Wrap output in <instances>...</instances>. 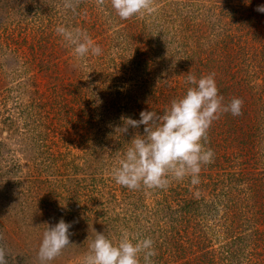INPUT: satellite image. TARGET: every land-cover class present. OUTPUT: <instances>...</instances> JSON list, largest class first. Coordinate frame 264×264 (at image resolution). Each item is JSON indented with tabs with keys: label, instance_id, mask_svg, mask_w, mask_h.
Returning <instances> with one entry per match:
<instances>
[{
	"label": "rangeland",
	"instance_id": "374dc122",
	"mask_svg": "<svg viewBox=\"0 0 264 264\" xmlns=\"http://www.w3.org/2000/svg\"><path fill=\"white\" fill-rule=\"evenodd\" d=\"M258 5L264 0H153L151 12L123 20L110 0H0V246L8 264H41L44 232L62 218L73 225L72 245L46 264H83L97 232L114 243L124 232L151 238L158 264H192L214 253L224 260L221 248L245 234L243 256L217 264H264ZM58 26L79 30L101 54L78 59ZM176 31L205 36L204 44L189 55L174 52L165 32ZM189 74L214 75L225 104L241 96L247 102L242 115L222 114L210 127L205 147L214 161L202 167L200 183L186 177L137 190L117 184L113 169L144 134L143 125L122 134L121 117L163 114L193 86ZM183 200H193L187 211ZM167 212L180 221L171 224ZM174 238L185 250L176 263L166 249Z\"/></svg>",
	"mask_w": 264,
	"mask_h": 264
},
{
	"label": "clouds",
	"instance_id": "9594fccd",
	"mask_svg": "<svg viewBox=\"0 0 264 264\" xmlns=\"http://www.w3.org/2000/svg\"><path fill=\"white\" fill-rule=\"evenodd\" d=\"M111 7L123 20L152 11L153 0H110ZM99 6L105 0H97ZM256 11L264 13V5H258ZM73 46L75 56L83 59L89 54L100 55L102 49L93 45L90 38L79 30L75 32L58 26L56 29ZM189 87L186 94L171 102L163 114L155 111H142L140 119L121 117L123 127L117 130L122 134L129 128L144 126V134L137 133L131 140L119 167L112 171L116 183L131 190L141 186L146 188H167L172 179L191 178L193 185L199 184V174L204 165L214 161V152L205 147L208 132L213 122L225 113L242 115L243 101L239 98L224 103L214 75L197 79L189 74ZM73 225L62 218L54 226H48L38 251L41 264H46L61 255L72 245L70 228ZM136 241L135 243L133 241ZM151 238L139 239L122 234L118 243H114L98 233L90 244V252L83 264H154L157 255ZM6 252L0 246V264H8Z\"/></svg>",
	"mask_w": 264,
	"mask_h": 264
},
{
	"label": "trees",
	"instance_id": "16d2710c",
	"mask_svg": "<svg viewBox=\"0 0 264 264\" xmlns=\"http://www.w3.org/2000/svg\"><path fill=\"white\" fill-rule=\"evenodd\" d=\"M255 21V20H254ZM167 31V30H166ZM166 33V36H167V39L165 40V44H173L175 47H174V52H178V51H181V50H186V54L189 55V49L190 47H195V50L196 49H199L204 41V38L205 36H201V35H197L196 37H191L190 35H185V34H182L180 31H176V32H172L171 34H168V32H165ZM176 49V50H175ZM200 50V49H199ZM212 59V58H211ZM211 59H207V63L212 61ZM188 60H189V57H188ZM205 63V62H204ZM204 63L202 65H204ZM256 76V75H255ZM258 76V75H257ZM246 78V76L244 77V79ZM252 78V77H251ZM256 81V80H255ZM246 82V81H245ZM255 84L251 85L250 84H247L246 85V88L249 90V88H254V86L257 87V84L256 82H254ZM243 88V87H242ZM245 89V88H244ZM240 99L244 102H246V100L244 98H242V96L240 97ZM247 103V102H246ZM244 104V103H243ZM129 109V108H128ZM264 109V104L261 106L260 110ZM131 113H129V116H130ZM229 114V113H228ZM226 115V114H225ZM260 116H262L261 113H259ZM116 123V122H115ZM249 141V140H248ZM249 144H250V141H249ZM252 167H255V165H252ZM256 168V167H255ZM257 169V168H256ZM257 173H261L260 171L257 172ZM226 194V193H225ZM227 195V194H226ZM221 201V200H220ZM204 202V200H203ZM193 203V200H183L179 203V206L181 209L183 210H186L188 209V207L190 206V204ZM204 205L205 207H207V204L204 202ZM221 208L223 207V204L221 203L220 204ZM230 206V205H229ZM228 208V207H227ZM173 209L172 208H169L167 211H172ZM227 213V212H226ZM172 212H167L165 214V218H168V219H171L170 222L171 224H175V222L177 223V221H180L181 218H179L178 220H175V218H173L172 216ZM246 219V218H245ZM248 220H245V223H247ZM250 223V222H249ZM247 223V224H249ZM244 225V227L246 226H249V227H253V225ZM248 229V228H247ZM226 231H230L228 228H226ZM256 231L257 228H256ZM252 234V232H250ZM259 235H258V238L262 237L264 238L262 235H261V232H258ZM255 234V233H254ZM246 235L245 234H240L239 236L233 238V242H227L220 250V252H218L220 255H222V257H225L228 258L229 260H232V259H240L241 256H243L244 252H246L245 248L248 246V242L246 241H249L250 240V237L248 239V237H245ZM231 239V237H230ZM177 241L176 238H174L173 242H171L172 244H168L167 242V246H166V249L169 251V258L170 259H173V262L176 263V261L179 260V258L182 257V255L184 254L185 250L184 249H180V245H178V241ZM204 242L206 243L207 240L205 239ZM239 242L240 243V246L239 248L237 249L235 247L236 243ZM232 249V250H231ZM245 250V251H244ZM260 253V252H259ZM217 253H214L212 254V259H208V258H205L204 261H200L198 262V257L194 258L193 261H196L192 264H217V261L218 262H222L223 261H228V259H224V260H218L215 261L214 259L217 258L216 256ZM159 260L158 258L155 260L154 264H158ZM184 262V261H183ZM239 263L237 264H240V261H238ZM162 264V263H161ZM179 264V263H177ZM183 264H190V263H183Z\"/></svg>",
	"mask_w": 264,
	"mask_h": 264
}]
</instances>
